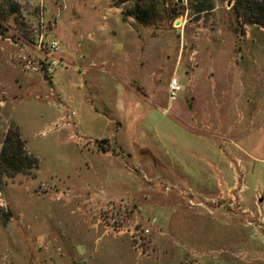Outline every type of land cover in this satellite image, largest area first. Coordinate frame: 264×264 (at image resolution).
Masks as SVG:
<instances>
[{
    "label": "rangeland",
    "instance_id": "374dc122",
    "mask_svg": "<svg viewBox=\"0 0 264 264\" xmlns=\"http://www.w3.org/2000/svg\"><path fill=\"white\" fill-rule=\"evenodd\" d=\"M177 1L0 0V264H264V28Z\"/></svg>",
    "mask_w": 264,
    "mask_h": 264
},
{
    "label": "trees",
    "instance_id": "16d2710c",
    "mask_svg": "<svg viewBox=\"0 0 264 264\" xmlns=\"http://www.w3.org/2000/svg\"><path fill=\"white\" fill-rule=\"evenodd\" d=\"M231 13L241 24L264 28V0H232ZM136 16V15H135ZM24 142L8 130L0 150V176L13 175L32 166Z\"/></svg>",
    "mask_w": 264,
    "mask_h": 264
},
{
    "label": "built area",
    "instance_id": "2783aa9c",
    "mask_svg": "<svg viewBox=\"0 0 264 264\" xmlns=\"http://www.w3.org/2000/svg\"><path fill=\"white\" fill-rule=\"evenodd\" d=\"M57 48H58V42L55 39H52L48 44H46L45 49L46 53H43L44 58L43 61V73L46 77L50 76L52 74V71L56 66H58L61 61L58 58L57 55ZM38 51H40V41L39 45L37 47ZM26 69H32L33 71H37V68L29 67V65L23 66ZM170 92H171V99H173L176 95V92L178 91V87L175 81L170 82L169 86Z\"/></svg>",
    "mask_w": 264,
    "mask_h": 264
},
{
    "label": "water",
    "instance_id": "95a60500",
    "mask_svg": "<svg viewBox=\"0 0 264 264\" xmlns=\"http://www.w3.org/2000/svg\"><path fill=\"white\" fill-rule=\"evenodd\" d=\"M177 2H180V1L178 0ZM174 25L177 26V25H178V21H176V22L174 23Z\"/></svg>",
    "mask_w": 264,
    "mask_h": 264
}]
</instances>
